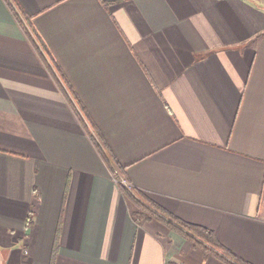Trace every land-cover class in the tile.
I'll return each mask as SVG.
<instances>
[{
  "label": "crops",
  "instance_id": "1",
  "mask_svg": "<svg viewBox=\"0 0 264 264\" xmlns=\"http://www.w3.org/2000/svg\"><path fill=\"white\" fill-rule=\"evenodd\" d=\"M115 173L264 264V0H0V264H229Z\"/></svg>",
  "mask_w": 264,
  "mask_h": 264
},
{
  "label": "trees",
  "instance_id": "2",
  "mask_svg": "<svg viewBox=\"0 0 264 264\" xmlns=\"http://www.w3.org/2000/svg\"><path fill=\"white\" fill-rule=\"evenodd\" d=\"M25 18L28 21V25L30 26V28H32L33 26L30 17L28 15H25ZM19 21L21 22V20ZM33 33L35 34L36 32L33 31ZM28 35L31 39H33L35 46L39 50H41L40 47L36 44L31 33ZM36 35L37 33L35 34V36ZM36 37H38V35ZM38 39L39 41L42 42L40 43L42 47L45 49V52L47 53L48 59L44 56L46 63L50 65L51 69L54 68L55 71L53 70V73L56 76L58 82L60 81L59 77L64 82L66 87H64L63 84L59 82L61 89L62 91L65 92L67 100L71 108L73 109L74 113L76 114L77 118L83 122L85 129L87 130L93 144L97 148L101 157L107 163H110L117 171L123 173L124 166L117 159V157L109 147L108 143L103 139V137L99 134L96 128L91 124L84 107L82 106L77 96L75 95L74 91L72 90L71 85L69 84L65 74L59 67L54 57L45 47V44L43 43L42 39L40 37H38ZM40 52L42 53V51ZM66 88L68 91H66ZM68 93H70L73 96L72 98H74L75 102ZM87 122H89V124L92 126L93 132L89 129ZM120 188L122 192L125 194V196L137 207L138 210L135 211L136 215L139 216L144 215L147 216L148 218H154L156 220L163 222L166 226L175 229L177 232L186 236L190 240L192 239L195 243L202 245L206 249H211L216 255H218L223 260L227 261L229 264H250L247 261H244L241 257L235 255L234 253H232L231 251L220 245V243L215 239L213 232L207 227L179 219L177 216L171 214L165 208L156 204L152 199L147 197L137 188L134 187L129 188L121 182H120Z\"/></svg>",
  "mask_w": 264,
  "mask_h": 264
},
{
  "label": "rangeland",
  "instance_id": "3",
  "mask_svg": "<svg viewBox=\"0 0 264 264\" xmlns=\"http://www.w3.org/2000/svg\"><path fill=\"white\" fill-rule=\"evenodd\" d=\"M117 174V179L120 180L121 183L125 184L127 187L131 188L132 186H130V184L126 181V179L122 178L121 175L119 173H115V175Z\"/></svg>",
  "mask_w": 264,
  "mask_h": 264
}]
</instances>
